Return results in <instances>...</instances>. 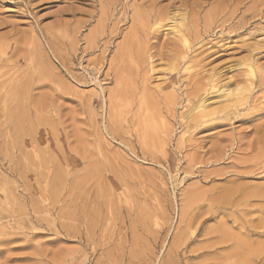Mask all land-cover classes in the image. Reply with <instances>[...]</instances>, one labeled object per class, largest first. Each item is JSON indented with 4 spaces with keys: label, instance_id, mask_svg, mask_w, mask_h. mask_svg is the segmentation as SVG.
Returning <instances> with one entry per match:
<instances>
[{
    "label": "rangeland",
    "instance_id": "obj_1",
    "mask_svg": "<svg viewBox=\"0 0 264 264\" xmlns=\"http://www.w3.org/2000/svg\"><path fill=\"white\" fill-rule=\"evenodd\" d=\"M260 188L264 0H0V264H264Z\"/></svg>",
    "mask_w": 264,
    "mask_h": 264
},
{
    "label": "bare ground",
    "instance_id": "obj_2",
    "mask_svg": "<svg viewBox=\"0 0 264 264\" xmlns=\"http://www.w3.org/2000/svg\"><path fill=\"white\" fill-rule=\"evenodd\" d=\"M183 44L186 46V47H188V43H187V40L186 39H183ZM250 67V66H249ZM253 70H251V69H249V73L250 74H255L254 72H252ZM254 78V77H253ZM239 89H237L236 91H238ZM247 90V89H246ZM245 91V90H244ZM230 94V93H229ZM228 93H227V96L229 95ZM241 94H243V93H241ZM236 95V94H235ZM226 96V97H227ZM238 96V95H237ZM16 97L17 98H19V95H16ZM230 97V96H229ZM228 97V98H229ZM244 99H245V97H243ZM220 99V98H219ZM228 100H230V99H228ZM207 101V100H206ZM236 101V100H235ZM220 103V102H219ZM219 103H218V105H219ZM222 103V102H221ZM215 104V103H214ZM216 104H217V102H216ZM244 104H246V103H244ZM213 105V104H212ZM221 106V105H220ZM228 107V106H227ZM226 107V108H227ZM226 108L224 109V110H226ZM228 109V108H227ZM202 110V109H201ZM199 112V111H198ZM201 112H203V111H201ZM200 112V113H201ZM205 112V111H204ZM203 112V113H204ZM207 112H205V114H206ZM212 113V112H211ZM202 114V113H201ZM214 114V113H213ZM198 115H200V114H198ZM203 115V114H202ZM207 116H209L208 114H207ZM213 116V115H212ZM196 117V116H195ZM204 117V116H203ZM193 118V117H192ZM197 118H199V117H197ZM195 119V118H194ZM194 121V120H193ZM58 174V173H57ZM85 175H87V173L85 174ZM92 175V174H91ZM84 176V175H83ZM56 178H58V177H56ZM255 190V189H254ZM238 192H240V190L238 191ZM243 193V192H242ZM238 195V194H237ZM240 195H241V193H240ZM248 195V194H247ZM249 198L250 197H252V198H258V199H260L262 202H264V189H257L255 192H253V193H251L249 196H248ZM76 199V198H75ZM248 199V198H247ZM81 200V199H80ZM252 200V199H251ZM72 201V200H71ZM85 201V200H84ZM77 202V201H76ZM81 202V201H80ZM97 202V201H96ZM100 202V201H99ZM102 202V201H101ZM104 202V201H103ZM103 202L101 203V205L103 204ZM105 203H107L106 201H105ZM109 203V202H108ZM98 204V203H97ZM100 204V203H99ZM75 205V204H74ZM89 206V205H88ZM79 207V206H78ZM105 207V206H104ZM69 208V207H68ZM84 208V207H83ZM94 208V207H93ZM103 208V207H102ZM82 209V208H81ZM80 209V210H81ZM78 210V209H77ZM75 211V210H74ZM89 211V210H88ZM82 212V211H81ZM84 212V211H83ZM67 213V212H66ZM74 213V212H73ZM85 213H86V211H85ZM93 213V212H92ZM78 214V213H77ZM202 214V213H201ZM71 215V214H70ZM91 215V214H90ZM103 215V214H102ZM190 215V214H189ZM200 215V214H199ZM69 216V215H68ZM75 216V215H74ZM77 216V215H76ZM83 217H85L84 215L82 216V217H79L78 216V218L76 219L77 220V224H79L78 226L80 227V226H84V229H85V231H86V233H85V236H84V238L81 236V239H82V241L84 240L85 241V243L86 242H88L89 241V238H88V236H87V231L89 232V233H94V232H90V227L91 226H93V222H94V220L93 221H91V219H89V218H86V220H85V218H83ZM93 217V216H92ZM91 217V218H92ZM104 217V216H103ZM190 216H188V218H189ZM195 217V216H194ZM73 218V217H72ZM197 218V217H196ZM105 219V218H104ZM190 219H191V217H190ZM72 220V219H71ZM187 221H188V219H187ZM194 221H196L195 220V218H194ZM76 223V222H75ZM185 223V222H184ZM189 225H190V220H189ZM191 223H192V221H191ZM196 223V222H195ZM239 223H242V222H239ZM248 223H249V221H248ZM247 223V221H245V223L243 222V225H246V224H248ZM96 224V223H95ZM194 224V223H193ZM71 225V224H70ZM186 225H188V224H186L185 223V227L187 228V226ZM241 225V224H240ZM192 226V225H191ZM202 226V225H201ZM70 227V226H69ZM199 224H197V225H195V227H194V231H197L198 229H199ZM251 227V226H250ZM96 228V227H95ZM185 228V229H186ZM70 229H71V227H70ZM83 229V228H82ZM94 229V228H93ZM184 229V230H185ZM193 229V228H192ZM244 231L246 230V233L245 234H243V235H245L246 237H252L253 235L252 234H254V236H255V234L256 235H264V232H261V233H254L253 232V230L251 231L250 229L248 230V227L247 228H242ZM241 229V230H242ZM263 229H264V227H263ZM218 230H220V229H218ZM218 230H215V231H218ZM239 230H240V228H239ZM238 230V231H239ZM255 230V229H254ZM92 231V230H91ZM96 231V230H95ZM98 231V230H97ZM187 231H189V232H191L192 233V231H190V230H187ZM200 231V230H199ZM212 231V230H211ZM222 231V230H221ZM264 231V230H263ZM76 232V231H75ZM99 232V231H98ZM189 232H188V234H189ZM209 232V231H208ZM207 232V233H208ZM82 233V232H81ZM198 233V232H197ZM210 233V232H209ZM72 234V233H71ZM182 234H183V232H182ZM186 234H187V232H186ZM81 235V234H80ZM92 235V234H91ZM98 235V234H97ZM101 235H102V233H101ZM218 235H220V234H218ZM222 235H225V234H222ZM239 235H241V234H239ZM105 236V235H104ZM190 236V235H189ZM204 236V235H203ZM206 236V235H205ZM242 236V235H241ZM107 237V236H106ZM185 237V236H184ZM191 237V236H190ZM213 237V236H212ZM212 237H211V239H212ZM217 237H219V236H216V238ZM242 237H244V236H242ZM261 237H263V236H261ZM209 238V237H208ZM215 238V237H214ZM220 238V237H219ZM90 239H91V237H90ZM109 239V238H108ZM192 239V238H191ZM190 239V240H191ZM207 239V238H206ZM244 240H242V239H240V240H242L243 242H241V243H237L236 245L238 246V248H240L239 250H243V249H248L249 248V244H247V243H245L246 241H245V238H243ZM106 239L104 238V240L103 241H105ZM140 240V239H139ZM195 240V239H194ZM214 240V239H213ZM247 240V239H246ZM209 241V240H208ZM220 241V240H219ZM100 242V241H99ZM189 242V241H188ZM187 242V243H188ZM218 242V241H217ZM229 241H226V240H222V242H218L217 244H219L220 245V247H216V248H214V245H212V247H213V252H215L216 251V253H217V251L218 250H220V249H227V248H229L230 246L229 245H227V243H228ZM114 243V242H113ZM99 244V243H98ZM98 244H97V246H98ZM135 244H136V242H135ZM174 244V246L172 245V247L170 248V256H168V257H170V259H168L169 261H168V263H172L173 264V257H175L176 255H178V253H179V249H181L182 247H184L185 245H187L186 244V239H183V237L182 238H177L176 239V241L173 243ZM189 244V243H188ZM191 244H192V242H191ZM86 245V244H85ZM141 245V244H140ZM248 245V246H247ZM100 246V245H99ZM136 246V245H135ZM137 246H138V244H137ZM218 246V245H217ZM111 247V246H110ZM139 247V246H138ZM235 247V246H234ZM248 247V248H247ZM95 248V247H94ZM109 248V247H108ZM186 248V247H185ZM232 248V247H231ZM261 248V247H260ZM96 249V248H95ZM118 249V248H117ZM183 249V248H182ZM201 249V248H200ZM115 250V249H114ZM201 250H204V249H201ZM208 250H210V249H208ZM228 250V249H227ZM262 250V249H261ZM112 251V250H111ZM111 251H109V252H107V255H108V259L109 258H111V256H114V254L112 255V254H109ZM119 251V250H118ZM139 250H137V247H134V246H132L131 247V249H130V251H129V261H130V264H133L134 263V261L136 260L137 262H138V260L140 261V257H141V251H140V253L138 252ZM183 251H184V249H183ZM211 252V251H210ZM94 253H97V251H94V249L92 250V255H94ZM168 254V253H167ZM181 254V253H180ZM183 254H186V253H183ZM214 253H212V255H213ZM106 255V254H105ZM107 255H106V257H107ZM116 255H117V253H116ZM206 255V254H205ZM208 255H209V253H208ZM211 255V254H210ZM212 255H211V257H212ZM120 256V255H119ZM118 255L116 256V257H119ZM184 256V255H183ZM182 256V257H183ZM204 256V255H203ZM202 256V257H203ZM207 256V255H206ZM221 256V255H220ZM91 257V256H90ZM199 257V256H198ZM205 257V256H204ZM203 257V258H204ZM208 257V256H207ZM210 257V256H209ZM225 257H227V256H224V258ZM177 258V257H176ZM179 258V257H178ZM219 258V257H218ZM228 258H231V256H229ZM180 259V258H179ZM192 259V258H191ZM216 259V258H215ZM214 259V260H215ZM223 259V258H222ZM225 259H227V258H225ZM88 260V259H87ZM107 260V259H106ZM114 260H116V259H114ZM142 260L144 261V259L142 258ZM162 260H164V259H162ZM219 260V259H218ZM224 260V259H223ZM223 260H221V261H223ZM111 261H112V259H111ZM165 261V260H164ZM189 261V260H188ZM106 262H108V261H106ZM110 262V261H109ZM166 262L167 261H165V263H162V264H166ZM203 262H204V260H203ZM206 262H207V260H206ZM224 262V261H223ZM225 262H226V260H225ZM113 263H114V261H113ZM112 263V264H113ZM117 263V262H116ZM161 263V262H160ZM174 263H175V261H174ZM178 263V262H177ZM100 264V263H99ZM109 264V263H108ZM176 264V263H175ZM179 264V263H178ZM188 264H189V262H188ZM190 264H192V263H190ZM201 264V263H200ZM225 264V263H224Z\"/></svg>",
    "mask_w": 264,
    "mask_h": 264
}]
</instances>
